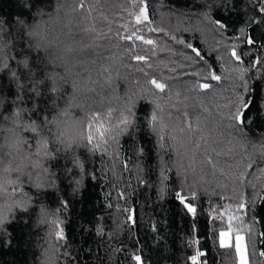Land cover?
Segmentation results:
<instances>
[{
    "label": "trees",
    "instance_id": "trees-1",
    "mask_svg": "<svg viewBox=\"0 0 264 264\" xmlns=\"http://www.w3.org/2000/svg\"><path fill=\"white\" fill-rule=\"evenodd\" d=\"M262 3L264 0H231L230 5L228 0H0V57H7L18 74L17 63L24 58L17 55L20 51L37 57V63L44 61L45 71L57 77L60 111L54 115L68 137L81 132L95 113L100 114L96 124L108 127L109 109L111 124H116L129 99L135 104L138 125L118 137V150L110 140L108 154L102 158L83 148L76 150L84 163L79 186L74 182L81 179L79 169L66 159L45 164L48 174L23 168L22 154L15 149L11 158L0 161V220L4 221L0 225V264H137L136 254L145 264H191L189 257L197 251L205 253L200 264H236L234 247L219 246L218 230L227 227V215L224 221L215 220L218 212L214 209L223 212L220 205H235L241 198L252 203L254 211L244 216L242 224L233 222L234 235L239 227L249 264H264ZM145 4L151 23L137 24L135 17ZM216 20L227 29L218 28L213 23ZM133 32L155 44L135 37L121 39ZM249 36L254 44L246 43ZM29 44L32 50L26 47ZM188 44L200 50L207 67ZM233 47L242 62L231 56ZM136 55L147 60L137 61L133 59ZM257 59L262 62L254 63ZM210 71L220 80L211 79ZM152 79L166 84L165 91L156 89ZM203 83L211 87H196ZM48 84L50 81L45 87ZM41 91L47 99L48 94ZM14 93V85L0 74V97L14 99ZM241 99L251 101L244 113L251 124L242 126L246 137L230 127L235 121L229 117ZM17 106L30 109L31 103ZM4 107L10 115L12 109L7 104ZM153 110L164 126L163 149L143 119ZM19 122H28L26 113ZM3 127L11 125L3 122ZM4 135L0 131V137ZM7 135L11 141L12 134ZM23 135L31 139L30 134ZM251 161L255 164L248 169ZM161 162L168 177L163 186L158 182ZM17 165H21L20 173L15 171ZM65 166L72 172L67 173ZM89 171L96 174L95 179ZM38 175L42 188L33 186ZM176 192L187 194L196 206L195 216L187 212ZM61 229L64 239L57 240Z\"/></svg>",
    "mask_w": 264,
    "mask_h": 264
},
{
    "label": "snow or ice",
    "instance_id": "snow-or-ice-1",
    "mask_svg": "<svg viewBox=\"0 0 264 264\" xmlns=\"http://www.w3.org/2000/svg\"><path fill=\"white\" fill-rule=\"evenodd\" d=\"M228 4H231V0H228ZM81 8L84 7L83 4L80 5ZM259 11L264 13V3L259 8ZM137 24H142L144 22L151 23L147 11V5L145 4L140 8L139 14L135 17ZM20 24H24L23 21H18ZM255 22V21H252ZM218 28L226 30L227 26L223 24L221 21L216 20L213 22ZM264 23V21H261ZM28 26L25 25V29L27 31ZM3 29L0 28V32ZM148 31L152 32L155 29L149 28ZM241 32L244 31L243 28L240 29ZM28 35H36L35 32H27ZM135 37L136 40H140L145 44L153 45L155 41L152 39H145V37L141 34L138 35L136 32H133L131 35L123 36L121 39L124 40H133ZM175 40V37H172ZM178 43L183 44V41H178ZM246 43L251 45L254 44L253 39L249 36L246 40ZM29 50L33 49V45L26 46ZM36 48H39L40 45H36ZM264 47V45H262ZM187 48L191 49L194 56L204 62L205 67H207V61L204 60V57L201 55L200 50L194 48L191 44L187 45ZM2 51V48H0ZM71 51V49H68ZM231 56L235 58L236 61H241V56L237 54L235 47L231 50ZM17 55L23 56L24 58L17 63V69L19 70V74L17 70H14L10 64L7 57H0V74H5L7 80L9 81V85H14L15 93L14 99H8L7 97H0V131L5 133L4 136L0 137V140L3 143H0V161L3 160L5 156L11 158V150L15 149L18 153H21V162L23 168H32L39 169L41 172L48 174L49 168L45 166L48 164L52 165V162L56 161L58 158L66 159L67 162H70L74 168L79 169V173L81 174L80 180H75L77 186L81 184L84 173V163L80 160L79 156L76 155V150L83 148L86 153L89 155H95L97 153L100 154L101 158L104 155L108 154V144L109 141L115 142L116 149L118 150L119 140L118 137L121 134L129 133L130 129H135L138 125L136 124V115L134 112L135 104L131 99H129V103L127 105L126 111H121L116 120V124H111L112 119V110L109 109L108 117H109V126L104 127L103 125H97L96 121L98 120L100 114L95 113L91 115L86 123L84 124V128L81 132H79L76 136L68 137L64 130L59 127L55 112L60 111L57 105V94L59 89L57 87V77L45 71L46 65L44 61L41 60L40 63H37V57H30L24 54V51H20ZM247 55V53H245ZM15 59V57H12ZM133 59L137 61H146L147 57L145 56H133ZM187 59H191L188 57ZM262 61L257 59L254 63L258 64ZM51 63V61H49ZM244 70H241L243 72ZM185 75L197 76L198 73L185 72ZM211 79L220 80V76L216 75L214 72L210 71ZM59 80H63V77H58ZM241 81H243V75L240 76ZM46 81H50L47 87H45ZM151 84L155 85V88L160 92H164L166 89V84L158 82L156 79H152L150 81ZM7 87V86H6ZM196 87L201 89H209L211 85L209 83L198 84ZM41 89H44V92L48 94L47 99H43L44 93H42ZM244 90L247 91V84L244 83ZM40 101V103H37ZM31 103V108L26 107H18L17 105H27ZM156 108L159 109L160 105L153 101ZM7 104L9 108L12 109L11 114L9 115L7 109L4 105ZM251 101H243L240 100L233 114L229 117L230 120L235 121L234 125H230V127H235L239 130V134L243 137L247 136V133L243 131L242 126L245 124H251L250 120L245 119L244 113L246 110L250 108ZM27 114L28 122L20 123V117L22 114ZM36 115V119H32V115ZM63 114V113H62ZM187 115V113H185ZM145 120L146 125L152 133H155L159 137V147L163 149L165 145L163 144L164 136L162 135L163 124L158 117L155 110H153L148 117L143 118ZM3 122L9 123L11 127L4 128ZM188 127H191V123L188 124ZM8 133L12 134L13 139L10 141L8 137ZM23 133H28L31 136V139L24 136ZM261 146L264 147V137L261 138ZM7 148L9 151L5 152L4 149ZM142 152V149H140ZM261 162H264V155L261 156ZM124 166L127 167V162L124 161ZM255 161H251L247 164L248 169H252ZM258 168V165L256 166ZM21 165H17L15 171L20 173ZM13 169L6 168L5 171H12ZM65 171L67 173H71L72 169L67 168L65 166ZM167 169L164 167L163 162L160 164V171L158 175V182L163 186L164 182L168 180V177L165 175ZM264 171V170H261ZM29 182L32 181L31 173H27ZM88 175L93 179L96 178V174L94 172L89 171ZM141 183H144L142 180ZM36 188L44 187V184L39 181V175L37 176V182L33 184ZM15 191V189H13ZM163 187L160 188L161 193L163 192ZM21 192L23 194V190L21 188ZM123 196V193H120ZM176 198L183 204L188 213L193 216L196 215L197 209L193 202L188 201L187 194H183L182 192L175 193ZM193 197H195V193H192ZM255 196L252 197V200H255ZM262 202H264V197H261ZM111 206V205H109ZM220 208H223L224 211L220 212L218 209H214L218 212V214L214 217L215 220L224 221L225 215H227V227H222L218 230L219 233V246L224 249H232L234 247L236 256L238 257V264H248L247 259V245L245 244V237L240 234V228H234L233 222H237V224H242L244 216L248 214L250 211H254V207L252 203H248L244 198H241L240 202L232 205L229 204L227 206L220 205ZM26 211V209H24ZM235 213H242V215H237ZM130 220H133V217L129 216ZM254 219V218H253ZM134 222V220H133ZM4 223L3 220H0V225ZM55 223V221L53 222ZM234 235V242H233ZM261 235H264L262 233ZM57 240L64 239L63 230H59L56 233ZM199 241H195L198 243ZM205 253L197 251L194 255L189 257L191 264H200L199 258L204 256ZM264 255V252L261 253ZM137 264H145L141 255L136 254L133 257ZM206 264V261L203 262Z\"/></svg>",
    "mask_w": 264,
    "mask_h": 264
},
{
    "label": "rangeland",
    "instance_id": "rangeland-1",
    "mask_svg": "<svg viewBox=\"0 0 264 264\" xmlns=\"http://www.w3.org/2000/svg\"><path fill=\"white\" fill-rule=\"evenodd\" d=\"M233 242H234V235H233ZM235 255H236V253H235ZM247 259H248V256H247ZM236 264H238V257L236 256ZM248 264H249V262H248Z\"/></svg>",
    "mask_w": 264,
    "mask_h": 264
}]
</instances>
